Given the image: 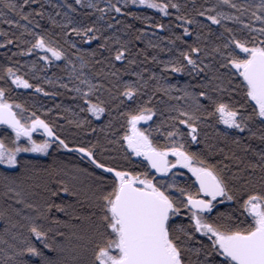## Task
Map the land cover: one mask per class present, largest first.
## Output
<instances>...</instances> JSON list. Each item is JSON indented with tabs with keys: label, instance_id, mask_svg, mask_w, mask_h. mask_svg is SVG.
I'll return each instance as SVG.
<instances>
[{
	"label": "snow or ice",
	"instance_id": "obj_1",
	"mask_svg": "<svg viewBox=\"0 0 264 264\" xmlns=\"http://www.w3.org/2000/svg\"><path fill=\"white\" fill-rule=\"evenodd\" d=\"M130 2L158 9L166 16L170 15L168 11L170 8L180 11L179 4L160 0ZM229 2L230 0H222L224 5ZM32 3H36V0L9 2L3 7L18 16L22 15L26 21L33 14L43 17L42 10L23 13L24 6L31 7ZM75 4L81 5L82 0H75ZM64 6L72 12L76 11L72 4ZM230 6L232 9L237 8L234 3ZM40 7L43 8L42 5ZM87 7L101 14L98 19H104L105 11L114 9L117 13L121 12L120 7L111 3L106 5V8H97L91 0ZM240 8L243 12H250L247 23L240 16L228 15L223 11L207 15L211 25L223 29L217 37L219 42L211 51L198 43L188 44L184 36L189 34L191 29L184 24H198L200 27H207L209 31L211 25L200 24L195 19L185 16L176 17L183 22L181 24L183 31L175 40L182 41L187 50L177 47L178 57L161 63L165 64V69L170 68L173 73H186L189 76L195 74L201 83L198 85L185 83L180 87L169 84L163 89L166 95L172 90L179 91L180 96L169 95V99L185 103L183 107L180 105L170 107L169 111L175 112L176 115L168 118L171 131L161 133L165 140L163 144L154 143L152 131L149 129L141 130L137 127L138 122L153 119L155 114L153 108L138 105L134 113L125 114L130 128V132L123 136L121 144L122 148L123 145L127 146L123 155L126 164L112 163L113 158L103 155L105 149L96 141L77 143L70 142L66 137L61 138L54 123L46 122L35 116V113L30 114L35 116L34 119L25 118L22 106L10 103L5 98L6 91L11 89L0 87V124L7 125L14 134V138L8 137L7 142L0 138V165L7 166L5 171L13 177L47 173L54 183L59 185L55 190L48 185L44 186L48 198L42 205L27 202L22 191L5 185L6 190L3 193L5 196L12 193L10 199H14L17 205H22L23 209H34L35 214H22L21 208L14 210L17 216H21L23 222L18 220L12 223V227H18L22 231L8 238L9 229L5 227L4 238L0 241L4 245L2 251L5 259L0 261V264H264V148L256 150L250 144L245 145L243 151L251 152L257 159L255 162L248 161L244 168H240L238 165L244 163L241 156L235 151L229 154L224 147L206 143V136H202L201 133V129L208 126L206 119L214 116L227 128L240 132L248 131L251 137H255L256 132L250 125L259 123L261 128L259 140L264 145V0H259V3L254 5H241ZM253 8L255 11L251 10ZM125 14L136 19L142 18L133 12ZM65 15L67 22L61 25L62 29L66 28L67 31L82 38L87 36L90 41L97 39L93 33L99 32L100 29L95 26V21L92 22V27H72L73 19L68 17L67 13ZM197 15L203 17L205 12L200 11ZM49 19L53 25L57 23L55 19L51 17ZM226 20L237 21L242 28L236 31L226 27L223 23ZM7 22L13 23L12 20ZM24 27L34 41L28 42L29 53L41 50L46 53L40 58L45 62L63 59L69 64L72 63L63 46L57 40H53L48 30L43 29L39 23L35 24L39 31ZM107 27L111 28L112 25L107 24ZM127 27L131 29L133 26ZM155 27L165 26L157 23ZM67 31L64 32L65 36ZM140 31L143 32V29ZM201 35L196 34L197 41ZM102 39L104 42L100 43L98 48L110 50L107 43L109 38ZM136 39L139 40L140 36ZM169 43L175 44V41ZM70 47L75 49L76 44L71 43ZM125 53L130 55L131 50L121 45L115 52L114 60H125ZM200 53L204 55L201 56ZM193 54H196L195 58ZM90 55L94 57L95 50ZM208 57L212 59L205 64L204 59ZM78 58L83 67L87 61L82 56ZM153 60L155 62V57ZM128 62L135 64L136 60ZM4 71L6 77L0 79L7 81L10 78L11 84L17 87L25 89L35 87L36 92L44 91L40 84H30L22 75H18V69L7 67ZM117 72L110 74L116 76ZM72 74L77 80L83 75L82 72L76 73L74 64ZM132 75L143 79L140 73ZM150 78H156V73H152ZM80 82L88 88L87 92L81 88L74 89L83 97L86 104V108H81L80 111L99 118L107 109L102 106V101L93 103L91 99L98 86L90 83L87 78ZM213 82L218 83L212 86ZM144 86L147 87L146 81ZM139 92L137 82L131 81L124 83V91L120 95L135 99ZM224 92H228L230 96L238 92L245 102H225ZM150 102L151 98L145 101V104ZM246 105L251 107V112L247 111ZM14 108L20 109L21 112L18 114ZM74 122L77 127H86L90 124L86 117ZM40 129H43L45 139L38 142L33 139V132ZM155 131L160 132L159 125ZM217 132L225 142L228 141L227 131ZM21 137L27 139V145L21 146L19 143ZM231 143L239 148L242 143L241 137H235ZM52 145H55L54 151L64 149L68 153L79 154L81 159H87L94 170H100L101 174L96 177L98 183L90 187L88 194L84 196L90 209L88 216L77 214L75 209L70 213L71 205L55 202L54 198L58 193H69L72 196H78L79 193L70 190L64 180H55V173L50 165L22 159L18 155L49 154ZM193 145H203V148L194 151L191 147ZM217 154L221 159L214 163L210 162L209 157ZM170 155L174 160L169 159ZM130 156L143 157L139 163L144 164L146 161L145 170L135 171L134 168L139 165L133 164ZM225 160L229 163H224ZM233 163L237 165L235 171H231ZM177 165L188 169L195 177V185H198L195 191L191 190L195 185L177 184L176 173L173 171ZM151 170L161 175L157 177ZM257 170L259 175L255 176ZM75 171L87 173L89 176L95 175V172L89 173L87 168H77ZM5 179H8L7 175ZM226 202L230 206L224 208ZM221 208L224 210L221 211ZM57 213H62L67 219H61ZM0 217L5 219L6 225L11 223L4 213H0ZM192 254L196 257L194 261L191 259Z\"/></svg>",
	"mask_w": 264,
	"mask_h": 264
},
{
	"label": "trees",
	"instance_id": "obj_2",
	"mask_svg": "<svg viewBox=\"0 0 264 264\" xmlns=\"http://www.w3.org/2000/svg\"><path fill=\"white\" fill-rule=\"evenodd\" d=\"M9 2L22 3V0H0V77H6L5 68L13 67L18 69V75H22L30 84H40L44 91L36 92L35 87L30 89L17 87L11 84L10 78L7 81L0 79V87L11 89L6 91L5 98L11 103L21 105L27 112L35 113V116H39L46 122L54 123L61 138L66 137L70 142L76 141L77 143L98 142L105 149L103 155L112 157V163L120 165L127 163L123 160L124 149L127 146L123 145V148L121 147L123 136L126 132H130L125 114L134 113L138 105L153 108L155 113L153 119L140 127L141 130L149 129L152 131L154 143L163 144L165 140L161 133L166 134L167 131H171L168 118L176 115L175 112L169 111L170 107L173 105L185 106L184 101L169 99V95L173 97L180 96L181 93L179 91L172 90L166 95L163 89L169 84L180 87L185 83L195 85L201 83L200 78L195 76V74L189 76L186 73H173L170 68L165 69V64L161 63L162 61H169L173 57H178L177 47L181 50H187L182 41L175 40V37L181 35L183 31L181 27L183 22L177 20L176 17L185 16L186 18L195 19L200 24L211 25V22L207 20V15H215L217 11H223L228 15L240 16L247 23L250 18V12H243L240 6L254 5L259 3V0H230L227 5L222 4V0H160V2L180 5L179 12L170 8L168 10L170 15L167 16L157 9L148 8L146 5L132 4L130 0H91L92 3L96 4L97 8H106L109 3L121 8L120 13L115 12L114 9L105 11L104 19H98L101 14L95 9L87 7L90 0H82L81 5H76L75 0H36V3L31 4V7L24 6L23 13L42 10L44 15L43 17L35 14L30 15L27 21L22 18V15L18 16L3 7L4 4ZM232 3L237 5L236 9L231 8L230 5ZM65 4H72L76 11L72 12L64 6ZM41 5L43 6L42 9ZM251 10L255 11V8ZM200 11L205 12L203 17L197 15ZM127 12L137 13L142 18L136 19L128 16L125 14ZM66 13L68 17L73 19L72 27H92V22L95 21V26L100 29L99 32L93 33L97 39L90 41L87 36L82 38L71 31H67L66 28L62 29L61 25L67 22ZM49 17L55 19L57 23L53 25ZM8 20H12L13 23L9 24ZM36 23H39L43 29H47L53 40H57L63 46L72 61L71 64L63 59L45 62L40 59L46 54L45 52L34 50L29 53L27 51L28 47H30L28 42L32 41V37L25 31L24 26H27L32 31H39L35 28ZM157 23L163 24L165 27L156 28L155 24ZM223 23L226 27H231L236 31L242 28V25L237 21L226 20ZM107 24H111L112 27L108 28ZM128 25L133 27L129 29ZM184 26L191 29L190 33L184 36L187 43L193 45L198 43L201 47H207L208 51H211L214 45L219 42L217 37L223 31L222 28L216 25H211V31L207 27H200L198 24H184ZM256 26L259 27V24L256 23ZM141 29H143V32L140 31ZM65 31H67L66 36L64 35ZM197 33L202 34L199 41L196 40ZM137 36H140L139 40L136 39ZM102 37L109 38L107 43L110 50L109 48H98V45L104 42ZM9 40L11 43H6ZM169 41H175V44H171ZM71 43L76 44L75 49L70 47ZM121 45H125L130 49L131 54L125 53V60L115 61V52ZM93 50H95L94 57L90 55ZM193 55L195 58L196 54ZM199 55L203 56L204 53ZM81 56L87 61L83 67H81V61L78 58ZM153 57H155V62ZM132 59L136 60L135 64L128 62ZM211 59V57L204 59V63H209ZM97 61H100V63H97ZM73 64L77 74L83 73L80 80H77L72 74ZM144 69L148 71L145 72ZM117 70L119 71L117 72ZM221 71L223 72V70ZM111 72H117V75L112 76ZM97 73H100V75L98 76ZM132 73H140L143 79L141 80L138 76L132 75ZM152 73H156V78H150ZM201 75L204 74L201 73ZM85 78L90 83L98 86L95 94L91 96L93 103L102 101V106L107 109L99 118L92 116L91 113L80 111L81 108H86V104L83 97L74 89L81 88L82 91L87 92V86L82 85L80 82ZM131 81H136L140 88V92L135 99L120 95L124 91V83ZM145 81L147 82V87L144 86ZM216 83L218 82H213L212 86H215ZM64 85H67V87H64ZM195 90L198 89H193V91ZM45 93L48 95H45ZM149 98H151V102L145 104V101H148ZM223 99L229 103L245 102L238 92L231 96L228 92H224ZM246 107L247 111L251 112V107L248 105ZM85 117L90 121V124L86 127H77L74 121L82 120ZM206 124L208 126L201 129L202 136H206V143L224 147L229 154L235 151L244 160V163L238 165L240 168H244L245 163L248 161L255 162L257 159L251 152L245 153L243 151L245 145L250 144L256 150L264 148V145L259 140L261 134L259 123L250 125L256 132L255 137H251L248 131L240 132L237 129L227 128L226 125L218 122V117L216 116L207 118ZM158 125L160 126L159 133L155 131ZM217 130H219V133L227 131L229 136L227 142L218 135ZM10 136L14 138L11 130L4 127L0 129V138H4L7 142V138ZM237 136L241 137L242 140L239 148L231 143V140ZM109 141L117 142L109 143ZM19 143L21 146L27 145L23 141ZM191 147L195 151L198 148H203V145H193ZM54 150L55 145H52L49 149V154L44 156L26 153L19 156L22 159L38 161L46 166L50 165L51 170L55 173V180H64L70 190L79 193L78 196H72L69 193H58V196L54 198L55 202L71 205L70 213L72 209H75L77 214L88 216L90 209L84 200V196L88 194L90 187L98 183L96 177L101 174L100 170H94V167L89 164L87 159H81L79 154L68 153L64 149ZM97 151L99 152V149ZM219 159H221L219 154L209 157L212 163ZM130 160L133 164L139 165L134 168L135 171L145 170L146 161L144 164H140L139 162L143 159L135 156H130ZM224 163H229V161L225 160ZM236 167L237 165L233 163L231 171H235ZM6 168L4 165H0V213L7 215L11 223L6 225L5 219L0 217V241L4 238L3 230L5 227L9 229L8 238H10L16 232L22 231L18 227L13 228L12 223L18 220L23 222L21 216H17L14 211L16 208L23 209V206L17 205L14 199L9 198L13 195L12 193H9V196L3 194L6 190L5 185H10L22 191L27 202L36 205H42L44 200L48 198V193L44 190L45 185H48L53 190L59 186L54 183V180L47 173L40 172L24 177H13L5 171ZM77 168H87L89 173L95 172V175L89 176L87 173H77L75 171ZM151 171L153 172V170ZM173 171L176 173L175 179L178 185H195V178L186 170L175 169ZM154 174L159 177L156 173ZM6 175L8 176L7 180L5 179ZM254 175L258 176L259 170ZM36 185H39V187H36ZM196 187L198 185L192 187L191 190L195 191ZM229 206V203L226 202L224 208ZM224 208L220 210L223 211ZM22 214L34 215L35 210L23 209ZM57 215L61 219H67L62 213H57ZM3 248L4 245L0 242V261L5 259ZM191 259L193 261L196 259L194 254L191 255Z\"/></svg>",
	"mask_w": 264,
	"mask_h": 264
},
{
	"label": "rangeland",
	"instance_id": "obj_3",
	"mask_svg": "<svg viewBox=\"0 0 264 264\" xmlns=\"http://www.w3.org/2000/svg\"><path fill=\"white\" fill-rule=\"evenodd\" d=\"M135 5H140L139 3H137V4H135ZM147 6V5H146ZM158 10V9H157ZM11 103V102H10ZM14 104V103H13ZM23 108V107H22ZM24 109V108H23ZM14 111H16L18 114L21 112V110L20 109H13ZM25 110V109H24ZM30 114L31 113H29V112H27L26 110L25 111H23V116L25 117V118H31V119H34L35 118V116H30ZM147 122H149V121H140V122H138V124H137V127L138 128H140L141 129V125L142 124H144V123H147ZM7 128V129H9V130H11L10 128H8V126L7 125H4V124H0V129L1 128ZM33 139H35V140H37L38 142L39 141H42L43 139H45V136H44V134H43V129H40L39 131H34L33 132ZM20 141H23V142H26L27 143V139L25 138V137H21L20 138ZM19 141V142H20ZM21 154H23V153H19L18 155H21ZM26 154H32V155H36V156H44V155H46V154H41V153H26ZM136 158H139V159H143V157H136ZM169 159L170 160H174V157H172L171 155L169 156ZM5 166V165H4ZM5 167H7V166H5ZM175 169H183V170H186L187 172H189L188 171V169H186V168H183L182 166H180V165H177L176 166V168ZM175 169H173V170H175ZM190 173V172H189ZM157 175H161V174H158V173H156ZM191 174V173H190ZM192 175V174H191ZM195 178V177H194Z\"/></svg>",
	"mask_w": 264,
	"mask_h": 264
},
{
	"label": "flooded vegetation",
	"instance_id": "obj_4",
	"mask_svg": "<svg viewBox=\"0 0 264 264\" xmlns=\"http://www.w3.org/2000/svg\"><path fill=\"white\" fill-rule=\"evenodd\" d=\"M153 172H154V170H153Z\"/></svg>",
	"mask_w": 264,
	"mask_h": 264
}]
</instances>
